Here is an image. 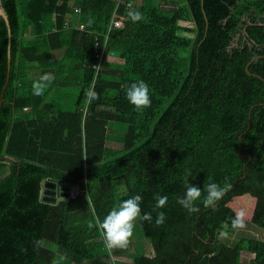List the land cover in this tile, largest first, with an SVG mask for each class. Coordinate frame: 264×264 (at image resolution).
Segmentation results:
<instances>
[{
	"label": "trees",
	"instance_id": "16d2710c",
	"mask_svg": "<svg viewBox=\"0 0 264 264\" xmlns=\"http://www.w3.org/2000/svg\"><path fill=\"white\" fill-rule=\"evenodd\" d=\"M2 6L12 59L5 88L9 34L0 18V264H264V239L242 236L231 247L219 235L238 231L224 196L249 188L257 189L251 225L264 231V0ZM130 10L143 20L133 23ZM114 16L123 26L108 35ZM45 73L54 79L34 95ZM139 80L152 100L141 112L126 96ZM90 91L99 98L90 101ZM110 130L124 132L121 148L108 146ZM186 172L201 190L227 178L216 210L198 202L189 214L177 202ZM47 180L78 194L44 202ZM137 194L152 222L137 220L127 249H108L90 225ZM157 194L168 197L162 209Z\"/></svg>",
	"mask_w": 264,
	"mask_h": 264
},
{
	"label": "clouds",
	"instance_id": "9594fccd",
	"mask_svg": "<svg viewBox=\"0 0 264 264\" xmlns=\"http://www.w3.org/2000/svg\"><path fill=\"white\" fill-rule=\"evenodd\" d=\"M128 15L133 23L143 20V15L139 11L130 10ZM53 79L54 77L51 73H45L39 80L34 81L32 85L33 94L38 96L43 95ZM87 95L90 101L99 98L98 94L94 91H90ZM126 96L129 103L137 112L150 108L152 105L149 86L143 80L133 82L128 86ZM190 175V172H186L184 177L186 190L184 196L179 198L177 202L186 209L189 214L198 213L200 211L198 202L202 203L206 209L216 210L225 192L231 188V184L228 183L227 178H225L223 186L216 182H209L206 183L204 189L201 190L199 187L189 182L187 177ZM205 192L206 195H204ZM155 200V207L157 209L164 208L168 203V197L166 195L161 196L157 194ZM141 202L142 197L137 194L120 202L118 207H114L102 221L97 218L95 225H90V227H98L105 242V246L108 249H127L132 241L137 220L152 222L153 218L151 213L141 214ZM165 220L166 216L164 212H158L155 225L157 227L162 226ZM231 227L240 230L246 228L245 213L243 211L237 212L231 219ZM219 235L221 237H227L228 233L220 231ZM35 245L39 248L42 245V241H35Z\"/></svg>",
	"mask_w": 264,
	"mask_h": 264
},
{
	"label": "rangeland",
	"instance_id": "374dc122",
	"mask_svg": "<svg viewBox=\"0 0 264 264\" xmlns=\"http://www.w3.org/2000/svg\"><path fill=\"white\" fill-rule=\"evenodd\" d=\"M186 25L185 23H182ZM60 51H55L54 54L58 55ZM110 140L108 146L111 148H121L123 145L117 140V137L124 135L123 131L119 130H110ZM52 197V196H50ZM257 200V189L249 188L247 190H237L230 194L224 196L222 200V205L230 206L233 208L236 213L243 211L245 213V224L246 228L243 230L238 229L234 235H227V237H222L225 243H230L232 245L237 244L242 236H249L264 239V231L251 225L252 217L256 207ZM253 258V255L243 253L244 262H249ZM129 261V260H128Z\"/></svg>",
	"mask_w": 264,
	"mask_h": 264
},
{
	"label": "water",
	"instance_id": "95a60500",
	"mask_svg": "<svg viewBox=\"0 0 264 264\" xmlns=\"http://www.w3.org/2000/svg\"><path fill=\"white\" fill-rule=\"evenodd\" d=\"M0 18H2L8 27V34H9V41H8V78L5 84V88L7 87V84L9 82V74L11 71V45H12V31L10 26V19L8 14L6 13L5 9L2 6V0H0ZM250 65V64H249ZM249 65L247 66V71L249 72ZM3 102V95L1 96V103ZM118 178V177H117ZM78 194V188L74 187L71 188L68 185L60 182H55L52 180H47L44 183V189H43V201L44 202H50L55 203L60 198H70L75 197ZM52 196V197H50Z\"/></svg>",
	"mask_w": 264,
	"mask_h": 264
},
{
	"label": "built area",
	"instance_id": "2783aa9c",
	"mask_svg": "<svg viewBox=\"0 0 264 264\" xmlns=\"http://www.w3.org/2000/svg\"><path fill=\"white\" fill-rule=\"evenodd\" d=\"M119 1H122V0H119ZM75 11L77 12V13H80L81 12V8H79V7H76L75 8ZM123 26V21L121 20V19H119V18H116L115 16L113 17V19H112V21H111V25H110V28H109V31H108V35H109V33H110V31H111V29L113 28V27H115V28H120V27H122ZM78 28L79 29H81V30H84V25L83 24H79L78 25ZM104 51H105V47H104ZM100 52L99 54H98V58H99V65H98V68H99V66H100V63L102 62V60H103V56H104V53L105 52Z\"/></svg>",
	"mask_w": 264,
	"mask_h": 264
},
{
	"label": "crops",
	"instance_id": "0c3cea01",
	"mask_svg": "<svg viewBox=\"0 0 264 264\" xmlns=\"http://www.w3.org/2000/svg\"><path fill=\"white\" fill-rule=\"evenodd\" d=\"M226 244H228L229 246H235L236 244H234V245H232V244H230L229 242L228 243H226ZM242 258H243V254H242ZM243 260V259H242Z\"/></svg>",
	"mask_w": 264,
	"mask_h": 264
}]
</instances>
